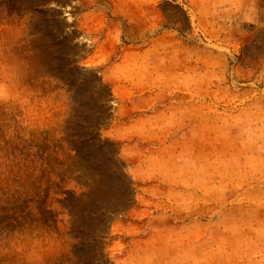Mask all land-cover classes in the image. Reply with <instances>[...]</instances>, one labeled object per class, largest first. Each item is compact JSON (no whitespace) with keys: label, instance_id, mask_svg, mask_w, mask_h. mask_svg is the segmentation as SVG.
<instances>
[{"label":"rangeland","instance_id":"1","mask_svg":"<svg viewBox=\"0 0 264 264\" xmlns=\"http://www.w3.org/2000/svg\"><path fill=\"white\" fill-rule=\"evenodd\" d=\"M0 264H264V0H0Z\"/></svg>","mask_w":264,"mask_h":264},{"label":"clouds","instance_id":"2","mask_svg":"<svg viewBox=\"0 0 264 264\" xmlns=\"http://www.w3.org/2000/svg\"><path fill=\"white\" fill-rule=\"evenodd\" d=\"M13 15H16V14L14 13ZM25 15H27V14H25ZM22 19H23V17H22Z\"/></svg>","mask_w":264,"mask_h":264}]
</instances>
